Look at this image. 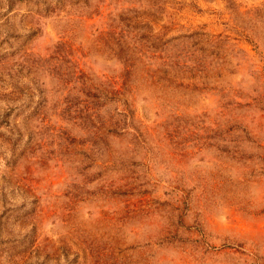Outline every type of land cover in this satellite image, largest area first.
<instances>
[{
	"label": "rangeland",
	"instance_id": "374dc122",
	"mask_svg": "<svg viewBox=\"0 0 264 264\" xmlns=\"http://www.w3.org/2000/svg\"><path fill=\"white\" fill-rule=\"evenodd\" d=\"M0 264H264V0H0Z\"/></svg>",
	"mask_w": 264,
	"mask_h": 264
},
{
	"label": "trees",
	"instance_id": "16d2710c",
	"mask_svg": "<svg viewBox=\"0 0 264 264\" xmlns=\"http://www.w3.org/2000/svg\"><path fill=\"white\" fill-rule=\"evenodd\" d=\"M81 2H84L85 5H87V0H80Z\"/></svg>",
	"mask_w": 264,
	"mask_h": 264
}]
</instances>
